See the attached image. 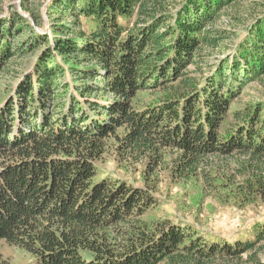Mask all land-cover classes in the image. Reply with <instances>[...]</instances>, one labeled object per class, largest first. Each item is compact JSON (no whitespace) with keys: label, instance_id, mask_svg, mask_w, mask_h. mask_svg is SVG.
Wrapping results in <instances>:
<instances>
[{"label":"trees","instance_id":"16d2710c","mask_svg":"<svg viewBox=\"0 0 264 264\" xmlns=\"http://www.w3.org/2000/svg\"><path fill=\"white\" fill-rule=\"evenodd\" d=\"M173 1L53 0V39L35 37L47 44L36 76L0 108V264H13L4 245L28 253L22 264H240L244 255L260 264L264 217L234 241L150 225L154 186L98 167L113 151L149 164L151 181L170 158L174 180L201 177L234 205L264 202V102L232 110L248 85L264 82V15L198 78L204 50L222 39L215 23L239 0ZM12 24L0 21V71L12 57ZM142 92L161 98L139 107ZM214 159L236 160L223 181Z\"/></svg>","mask_w":264,"mask_h":264},{"label":"rangeland","instance_id":"374dc122","mask_svg":"<svg viewBox=\"0 0 264 264\" xmlns=\"http://www.w3.org/2000/svg\"><path fill=\"white\" fill-rule=\"evenodd\" d=\"M52 2L53 0H0V21L5 20L7 23H13L14 29L13 37H6V40L11 43L9 55L12 57L3 64L0 71V108L4 107L9 99H14L17 103L15 90L18 85L23 83L29 75L36 76L35 66L46 51L47 44L42 41L37 43L35 37L39 35L47 36L50 40L53 39L49 19ZM173 2L174 8H179L183 0H174ZM263 15L264 0H239L238 4L224 10L214 27L215 30L222 32L219 47L215 50H204L200 57L202 58L200 61L202 62L201 71H198L194 76L206 78L212 74L215 66L221 60L235 53L237 45L247 36L251 25ZM19 17L24 20L22 25L18 24ZM20 27H22L23 34L16 37V30ZM160 98L159 95L142 92L135 98V103L141 107L156 103ZM90 100L102 103L95 97H91ZM259 101L264 102V82L248 85L235 100L232 110L244 109ZM60 103L64 105L68 102L65 100L59 103L55 102L54 107L57 106L58 109L54 108V110H57L59 114L63 106ZM64 110L65 108H63ZM167 160L165 166L156 169L154 179L151 181L146 179V176L152 174L153 170L149 164L146 162L135 163L134 160L120 162L113 151H109L103 157V160L98 163V167L100 173H106L134 186H144L145 183L154 186L153 190L157 201L154 208L151 209V215L144 218L150 222V225L159 220H165L173 224H186L198 236H202L208 241H213L218 237L234 241L249 224L264 217V202L261 200L241 201L238 205H234L235 198L232 194L225 198L223 188L220 193L210 191L201 177L192 179L188 183L174 180L169 172L171 160L170 158ZM235 162L236 160L231 162L221 159L213 160L215 169H220L219 180L223 181L225 176L228 177L231 174L232 169L229 167L230 165L234 166ZM144 174L145 179H143ZM215 193L216 195H214ZM2 250L5 257H8L13 264H22L30 257L27 252L17 247L4 245ZM249 256L244 255L240 264H255ZM255 259L260 264H264V251L260 252Z\"/></svg>","mask_w":264,"mask_h":264}]
</instances>
